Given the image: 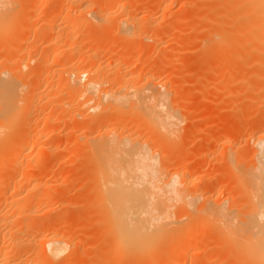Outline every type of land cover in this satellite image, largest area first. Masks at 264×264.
Masks as SVG:
<instances>
[{
  "label": "bare ground",
  "instance_id": "bare-ground-1",
  "mask_svg": "<svg viewBox=\"0 0 264 264\" xmlns=\"http://www.w3.org/2000/svg\"><path fill=\"white\" fill-rule=\"evenodd\" d=\"M188 1L180 0L184 7L187 6ZM200 2L201 5H198L199 2L197 5L203 7V11L205 10L204 16L203 14L201 16L206 32L204 31L203 42L199 41L203 44L200 47L203 58L210 59L218 68L228 71L227 75L229 72L235 74V84L244 83V88L241 89L247 90L250 94L247 101H244L247 103L243 102L246 106H243L244 108L235 106L236 109L230 119L235 126L242 120L241 117L244 118V115L253 118L250 122H248L250 118L242 120V124H246L249 128V133L245 132L244 128L242 130L245 133L240 132L239 127L242 124H239V127L237 124L235 132L232 133L230 145L233 143V146L237 142V150L233 153L235 158L229 157L236 159L237 171H235L236 164L233 169L228 160L227 166L228 164L229 166L228 169L225 168V173L228 172L230 177L228 174L224 177L234 176L233 183H229L231 179L225 178V180L224 177L223 181L218 180L219 177L213 178L215 179L213 181L212 177L205 179L200 175L199 179L196 177L198 180L193 177L194 190L189 194V187L185 186V181L184 184L180 182L181 184L175 185L169 181L170 178L166 180L168 171L173 165L167 166L170 162L165 164L168 156L166 155L165 162L164 154H168L170 145L173 147V142L178 143L179 138H182L176 135L178 130V117L174 109L177 107L176 100L172 99V106L168 98L170 92H174V90L171 91L173 89L171 75L168 77V74L164 80L156 79L159 73L162 74L161 67L156 64H147L146 61L140 64L137 61L138 64L131 63L126 67L128 63H122V56L114 53L113 50V53L106 54L104 45V35L110 31H115L114 33L118 37L120 35L124 42L128 37L135 39L143 36L141 46L145 43L153 44L161 41L166 32L164 33V29L160 27H165V25L155 24L158 21L153 20L148 11L145 12L146 8H143L144 13L141 15L134 14L131 12L132 4L123 3V0H113L110 6L107 5L106 0H94L93 3L87 0H56V4L51 6L53 8L37 10L38 8L33 7L23 26L17 19V23L22 27V29L20 26L17 28L21 30L18 32V38L20 36L21 38L17 40L25 44L31 31H34V34L40 33L41 37H34L33 34V38L35 43L39 38L40 43L44 44L42 54L39 53L38 58H35L36 53L33 52L35 44L31 47L26 46V43L25 47L20 45V48L18 43L15 48L16 50L19 46L20 55L24 53L28 55L27 61L38 62H35L34 64L38 65L32 68L35 71L32 70V73L34 71L33 84L29 94H23V89L19 85L16 86L20 81V76L14 75L15 78H13L10 76L11 69H6L8 62L15 60L11 58L15 51L13 54L10 53L11 50L8 52L7 47H3V43L2 48L6 50L5 52L3 49V52L0 51V203L4 202L12 208V210L9 208L11 212H4L1 210L3 206L0 205V240L4 243L7 239L5 244L7 245V242L10 244L6 246L0 242V264H58L59 262L61 264L62 260L67 258L64 252L67 253L68 248L72 256L74 253L72 249L76 251V247H79L77 246L79 243L74 242V236L69 234V231L60 232L57 229L58 232H56L55 230L60 224L67 222L64 211H62L63 207H61L62 213H59L58 207L55 208L59 211L58 213L49 208L44 211L45 214H42V217L39 215L37 218L38 214H36V209L33 210V205L39 202L47 204V200L50 201V199L52 201L51 193L42 194L36 192L37 189L33 191L28 189L27 193H24L29 186L39 187L37 180L41 179L44 174L38 169L39 163L50 162L55 155L54 146L58 148L60 146V139L53 140V136H50V139L48 137L47 142L45 139V143H41V139L63 127L68 130L69 136L72 135L71 141L73 147L76 148L74 150L76 154L81 151L82 144L87 145L85 146L88 150L86 152L91 161L89 158L88 160L93 165L94 171L96 170L97 179L102 183L103 195L100 196L101 198L98 197L101 203L97 202L99 212L103 210V215L99 216L100 223H103V225L100 224L103 227L100 226L102 241L100 242V254L96 258L101 262L100 264H121L125 260L126 264H134V261L135 264L137 262V264L140 262L141 264H186L187 262L199 264L202 252L198 248L202 247H200L201 241L196 239V234L201 233L202 235L203 232L206 234L207 230L213 232V238L216 239V241L213 240L215 244L219 241L228 246L226 249L227 253L230 252L229 261L234 260L230 261L232 264L239 262H241L239 264H264V114L263 112L259 116L255 114L259 112L257 111L259 106L264 107V0H200ZM16 12L12 0H0V34L6 31L7 25L13 21ZM91 13L94 14L91 15ZM116 14H120L117 25L113 22ZM36 16L39 18L37 24L34 23L37 21L36 18L32 20ZM113 23H115L114 26ZM150 29H152V34L146 33ZM13 32L10 35H13ZM8 33L6 32L5 36L9 37ZM2 36L1 39L7 38ZM16 36L12 38L16 39ZM9 39L11 38H7L8 42L11 41ZM141 46L139 48H142ZM70 51L72 53L68 54ZM62 53H67L68 58L65 57V60L62 58L61 62L59 58ZM57 59L58 61H55ZM209 66L212 67L209 64L206 65V67ZM44 69L46 73L52 75V77L49 75L52 79H56L46 80L45 84L43 83L46 90L43 91L39 90L38 85L44 82L42 77L48 74L43 76ZM35 95L48 105V109L45 112L36 113L43 121L37 132L34 129L37 134L31 135L32 133L29 134L30 122L35 118L31 105L34 104L32 98ZM255 102L259 106H255L257 109L252 115L256 117H252L249 115L252 113L251 110L254 111L252 107ZM131 117H133V123L136 124L129 123L130 130H127ZM91 118L92 122L85 123L86 125L82 128L81 122L84 123ZM179 134L182 135L181 132ZM241 140H247V145L245 146V143L243 145L245 147H239L243 144ZM238 142L242 143L238 145ZM28 148L32 151L36 148L35 157L32 156L33 153H25ZM57 151L61 150L57 149ZM244 153L248 154L250 160H256L251 161L250 163L253 162L251 167L247 165L249 168L245 169L239 167L241 162H246L242 161ZM155 154L160 155V161L155 158ZM58 155L60 156L61 153ZM19 157H22L21 161H18ZM249 157L248 161H250ZM232 161L231 159V163H234ZM85 163L83 165H86ZM182 164L176 168L178 169ZM246 164L248 163L243 165ZM89 170L88 168L86 171ZM171 172L175 171L171 170ZM185 172L181 173L184 175ZM85 181L86 179L84 183ZM224 181L227 183L225 184ZM218 182L221 185V191L218 189L220 188ZM216 186L220 191L217 193L218 199L213 200L215 197L211 198V192L210 196L198 192L204 187H212L211 190L215 187L216 190ZM8 190L11 191L5 196ZM234 191H236L235 195ZM66 193L60 192L59 195L56 193L59 203L64 201ZM224 193L227 197L225 195V198L220 199L219 197ZM104 202L107 203L105 206L109 204L111 208L109 205L108 208L107 206L104 208ZM90 203L92 204L91 201ZM177 206L183 212L179 215L181 212H178V209V215L175 216ZM99 212L96 213L99 214ZM197 223L201 225L198 224V229L194 230ZM183 225L186 227H182L181 230L180 226ZM191 233L195 237H192ZM117 253L119 255L115 256ZM71 256L69 255L70 258ZM212 256L214 255L209 257L212 258ZM76 258L77 255H75V263ZM65 261L66 264L69 260Z\"/></svg>",
  "mask_w": 264,
  "mask_h": 264
},
{
  "label": "rangeland",
  "instance_id": "rangeland-1",
  "mask_svg": "<svg viewBox=\"0 0 264 264\" xmlns=\"http://www.w3.org/2000/svg\"><path fill=\"white\" fill-rule=\"evenodd\" d=\"M12 1L14 2V7L16 8L17 12H16V15L12 19L13 21H11V23L9 25H7L6 31L4 33H1V34H3L4 37H7V36H5L6 32L8 33L11 30L14 32H13V35H10L12 33V31L10 33H8L9 37H7V38H11V39H9V40H11L9 42H8L7 38L6 39L2 38L3 39L2 40L1 39L2 35L0 34V49H1L0 51L5 52L6 47H7V51L9 52L11 50L10 53H12V54L14 53L13 51H15V54H13L11 57V58H15V60L9 61L6 69H11V71H12V74L10 75L11 77L15 78L14 75L20 76L19 83H17V84L15 83V84H16V86L19 85V87H21L24 91L23 94L26 95V94L30 93V91H31L30 88L33 84L32 83L33 82L32 77H33V73L35 70L32 68L38 64H34L37 61H34V62L33 61L32 62L27 61L28 55L26 53H24L25 55L21 54L22 55L21 56L19 54L20 52H19L18 48L20 45L25 47L26 43H27L26 46L30 45L31 47H33V44H35L33 52L36 53L35 58H38L39 53L42 54L41 50H42V46H44V44L40 43L41 41H39L38 37L39 36L41 37V35H39L40 33L34 34L35 33L34 31H31L30 34H28L29 37L26 38L27 40L24 42L25 44H23L22 41L18 42L19 38H21V36L18 38V36H19L18 32H20L21 30L20 29L18 30L17 28H19V26H20V28L22 29L21 24H22V26L24 25L23 23H25V19L31 14V10L33 7H36V9L38 8L37 10L45 9L48 7L53 8L51 6L52 5L54 6L56 4V0H12ZM87 1L89 3H93L94 0H91L92 2H90L89 0H87ZM112 1L113 0H106L107 5L110 6ZM125 2L132 4V11L131 12L134 14H137V15H141L142 13H144L145 8L148 9V10L145 9V12L148 11V14L150 13L149 15L151 16V18H153V20L156 19V21H158V23H155V24H157V25L162 24L161 26L165 25V27H160V26L159 27L162 30L164 29V33L166 32V34H164L163 35L164 38H162L161 41H157V43H153V44H146L145 43L144 46H141L140 44L143 45L142 40H141V38L143 36L142 37H136L135 39L128 37L126 42H124V40H122L120 35L118 37V35L115 34L116 33L115 31H113V32L110 31L109 33H106L104 35V40H105L104 45L106 46L105 53L109 55L108 52L113 53V51H114V53L120 54V56H122L121 59L123 60L122 63L123 64L125 62L128 63L126 65V67L129 66L131 63L132 64H138V63L140 64V62H142V61H144V62L146 61L147 64L150 63V64H156L157 66H160L162 74L159 73L156 76V79L164 80V79H166L168 74H169L168 77L171 75L170 76L171 81H172L171 83L173 84V85H171V86H173V89H171V91L174 90V92H172V93L170 92L168 98H169V100H171L170 103L172 106H173L172 101L173 100L177 101V102L175 101V104L177 103L176 104L177 107L174 108L176 111L175 113L178 117L177 118L178 119V125H177L178 130L176 132V135L178 137H179V135L182 136L183 139L179 138L180 140H178L179 141L178 143H177V141L173 142V144H172L173 147L170 145L171 148H169L170 153L168 151V154L167 153L164 154V157H163L164 159L166 158V155L168 156L167 162L165 159L166 163L165 162L164 163L167 165V163L170 162V163H168L169 165H167V166L173 165L170 167L171 169L168 171V176H167L166 180L168 181V179L170 178L169 181H171L175 185L181 184L180 182L183 183L185 181V186L187 185V187H189L188 193L191 194L192 190H194L192 185H193V181L196 177L198 179L201 176H202L201 178L204 177L205 179H208V178L210 179V177H212L211 179L213 181L215 180L213 178L219 177L218 180H222L224 175L228 174V172L225 173V171H226V169H228L229 164L227 166V163H229V161H230V166H232V168L235 166L234 164H236V166H235L236 168L235 167L234 168H235V171H237V163H235L237 161H235L236 159H234L235 156L233 155V153H235V150H237V142L233 146H232L233 143L231 145H230V143L232 141V136H233L232 133L235 132V128H236L235 126L238 124V122L234 126L235 123L233 124V122H230V119L232 117L231 114H233L235 111L234 109H236L235 106H237V107H240V106L245 107L246 106V104H244V103H247V102H244V101H247L246 99L250 96V94L247 90L241 89V88H244V86H243L244 83L241 85V83L239 84V82L237 81L238 82L237 85L235 84L236 83V80H235L236 75L235 74L229 72L227 75L228 71L226 72V70L225 71L221 70L220 68H218V66L214 65V63L211 62L210 59L207 58V60H206V58H203L204 55L202 56L201 51H200V47H201V44L203 42L202 38L205 36L204 31L206 32V30L204 29L205 24L203 25L204 21L202 20V16H204L203 13H205V10L203 11V7L201 8L198 6V5H201L200 0H198L199 3L197 2V0H189L187 2L188 4L186 7H184L182 5L180 0H123V3H125ZM197 3H198V5H197ZM170 5H171V7H170ZM188 5H191V6H188ZM167 6L169 7L168 9L166 8ZM195 8H197V9H195ZM136 9H137V11H136ZM139 9H142L141 10L142 12L139 11ZM201 10H202V12H201ZM149 11H151V12H149ZM93 14L91 13V15H93ZM35 18L37 21L34 22L35 21L34 20L32 22L37 24L39 18H37V16H36V17H33L32 20ZM113 18H114L113 22H115L117 25V23L119 21L118 19H120V14H116ZM167 20L170 22H168ZM17 21L21 24L17 23ZM198 21H200V22L198 23ZM115 23H113L112 25L114 26ZM169 26H170V28H169ZM9 27L12 29H10ZM7 30H9V31H7ZM15 32H17V33H15ZM111 33H112V35H111ZM146 33L152 34V29L147 30ZM16 34H17V36H16ZM33 34H34V37L38 36L37 37L38 41L36 38L37 43H35V39L33 38ZM114 34H115L116 38L114 37ZM166 35H168V36H166ZM14 36H16V39L12 38ZM177 36H179V37H177ZM165 37H166V39H165ZM30 38H32V40ZM33 39H34V43H33ZM6 40H7V43H6ZM200 40H202L201 44L199 43ZM2 43L4 46L2 45ZM18 43H19V46L15 50ZM125 44H126V46H125ZM133 44H134V46H133ZM2 46L5 48L3 49ZM21 46H20V48H21ZM140 46L142 48H139ZM2 49H3V51H2ZM140 49H142V50H140ZM76 50L75 51L73 50V52L78 51V50L77 51ZM71 53H72V51H70V53H68V54H71ZM18 54L20 55L19 57L17 56ZM66 54L62 53L61 57H60V55L58 56V58L60 57L59 59H61V62L63 60H65L66 58H68L67 57L68 54L67 55ZM72 55H70V56H72ZM17 58H20V59H17ZM62 58H63V60H62ZM129 58H131V59H129ZM161 59H162V61H161ZM163 59H165V60H163ZM203 60L205 61V63ZM208 60H209V63H208ZM55 61H58V59ZM137 61H138V63H137ZM160 63L164 64V65H161ZM206 63L211 65L212 67L211 68H210V66L206 67V65H207ZM201 65H202V67H201ZM32 70H34L33 73H32ZM223 71H224V74H223ZM171 72H173V73H171ZM47 73L45 70V72L43 73V76H45ZM163 73H164V75H163ZM213 74H215V75H213ZM49 75L52 77V75L49 73L45 77H42V81L44 80V82L39 83V85H38L39 90H43V91H44V89L46 90V88L43 87V85L45 84L46 80H48L49 78L52 79ZM224 75L226 76V78ZM47 76H48V78H47ZM54 79H56V78H54ZM54 79H52V80H54ZM196 79H198V80H196ZM178 83H180V84H178ZM236 87L238 90L236 89ZM171 94H174V95H171ZM21 95L22 94H20V96ZM32 100H33L32 103H34V104L31 103L33 105V106L31 105V107H32L33 115L35 118L33 117L34 119H32V121L30 122L31 125H30V129H29V134L32 133L31 135H33V134L35 135V133L39 130V128L41 126L40 124H42V121H43L42 118L41 119L38 118L36 113H41L43 111L45 112V110L47 111L48 105H46V103L43 100H41L37 95H35V97L33 96ZM179 106H180V108H178ZM255 106L258 107L259 104L256 105V102H255V105H253V107H252V108H254V111L251 110V112H252L251 115H249V114H247V115L252 116V117H256V115H252L255 113V111H256L255 109H257V107H255ZM257 111H259V112H256L255 114H257L258 116L264 114V107L260 108V106H259V110H257ZM243 117L244 118L241 117V119L243 121L245 118H250L249 120L245 119V120H248V122L253 120V118L248 117V116L246 117L245 115ZM126 118L127 117H125V119ZM131 118L132 119H130L129 121L133 120V117H131ZM125 119H123V121ZM87 120L84 123L81 122L82 128L86 125L85 123L90 124L92 122V118L87 119ZM135 120H137V119H135ZM129 121H128L129 128L127 130H130L129 123L130 124L131 123L136 124V123H133L134 120L132 122H129ZM237 121H239V119ZM241 121H239V124L243 123V121L242 122ZM126 123H127V120L125 121V124ZM245 123H247V122H245ZM239 124L237 127H239ZM243 125L245 127H242ZM232 127H234V129H231ZM82 128H81V130H82ZM242 128H244L245 132L249 133V131H248L249 128L246 126V124H242L241 127H239V130L240 129L242 130ZM34 129L36 132L34 131ZM241 130H240V132H242L244 134L245 133L244 130H242V131ZM180 132L182 133V135L179 134ZM77 133H78V131H77ZM81 133H82V131H81ZM225 133H226V135H225ZM144 134L146 135V133H144ZM184 134H185V136H184ZM47 135L45 136L46 138L43 137L41 139V143L42 142L45 143V141L47 142V140L50 139V136L51 137L53 136V140L60 139V141H61L60 146H59V148L54 146L53 150L56 149V151L54 153L55 155H53V159H51L50 162H45V164L39 163V165H38L39 171H43L44 174L46 175L45 176L42 172L43 177L41 179L37 180L38 181L37 184L39 183L38 186L40 188L34 187V185H32V186H29V188H27L24 191V193H27L28 189H29V191H33L34 189H37L38 191L36 190V192H39L42 194L43 193H47V194L51 193L52 194V197H53L52 201H51V199H50L51 202L49 200H47V204L50 203L52 205V207H51V205H49V204L47 205L46 203H43V202H41V203L39 202L38 204L33 205L34 206L33 210L36 209V212H37L36 214H38L37 218H39L38 217L39 215H40V217H42L41 215L45 214L44 211H47L49 208L52 210L54 209V211H55L56 210L55 208L58 207L57 210H59L60 212L56 210L57 211L56 213H58V212L62 213V211H64V214L66 216L65 221H67V222H65V224H60L59 228H55V230H56V232H58V230L60 232H62V231L64 232V230L69 231L70 233L69 232H67V233L72 234L74 236V238H73L74 242H78L79 244L77 246H79V247L78 248L76 247V251L74 250V248L73 249L71 248L74 252V253L72 252L73 253L72 254L73 260H71V261H70V259L72 258L71 250H70V248H68L70 251H68V249H67V251H66L67 253L64 252V254H66V256H67V258L65 260L67 261V259H68L70 261V263H68L69 261L66 262L63 259L61 264H63L64 261L66 262V264L67 263L68 264H94L95 262H97V264L98 263L100 264L101 262L97 261L96 258H98L97 256L100 254L99 253V249L101 247L100 242L102 241V233H101L102 231H100V229L103 228L101 226V225H103V223L102 224L100 223L101 218L99 216L103 215L102 214L103 210L102 209H101L102 211L100 210L101 213L98 210V209H100L98 207L99 206L98 203H101L100 200H98V197H100V196L102 197V195H103L102 191H101V187H102L101 184L102 183H101V181H99V179H97L96 170L94 171L93 165L89 162L90 157L88 156V152H86V151H88V150H86L87 147H85L87 145L83 146V144H82L81 145V151H78V153L76 154L74 152V150L76 148L73 147V142L71 141L72 135H70L71 137L69 136L68 130L65 127H63L62 129H57V131L55 130L52 134L49 133ZM187 140H188V142H187ZM241 141L243 142V144H240L242 142H240V143L238 142V145L240 144L239 147L240 146L245 147L247 145L246 144L247 140H244V141L241 140ZM175 143L177 145H174ZM244 143H245V146H243ZM231 146L233 149L234 148L235 149L233 150L231 148ZM28 149H26V151H28V152L25 151V153H33L32 156L35 157L36 151H37L36 148L33 151L30 148H28ZM57 149H59V151L63 150L62 151L63 153L61 151L58 152ZM158 149H160V148H158ZM231 149H232V151H231ZM29 151H31V152H29ZM57 152H58V154L61 153V155L59 156L58 154H56ZM230 152H232V153L230 154ZM56 155L58 157L55 158ZM83 155H84V157H82ZM155 155H156L155 158H157V160H159L160 155L159 156H158V154H155ZM246 155H247V157H245ZM246 155H245V153L242 154V157H243L242 161H246L248 164L243 165L246 162H244V163L241 162L242 166L239 165V167H242L244 169L249 168V166L247 167V165H250V167H251V164L253 163V162L250 163L251 161H253V160L256 161L255 159L250 160V157L248 156V154H246ZM85 156H87V157H85ZM229 156L234 157V158H230ZM72 157H76V158H72ZM248 157H249L250 161L247 160ZM88 158H89V160H88ZM231 159L233 160L232 162H234V163H231ZM21 160H22V157H19L18 161H21ZM162 162H163V159H162ZM84 163L86 165H83ZM182 163L183 164L185 163L184 167H182L183 166ZM180 164H182V166L178 167V169H177L176 166H178ZM186 164H187V166H186ZM72 166L74 169L72 168ZM85 166H88V167H85ZM86 168L87 169L89 168L90 170L86 171L87 170ZM173 168L175 170H173ZM182 168H184V170ZM190 169H191V171H190ZM171 170L175 171V172H171ZM176 170H178V171H176ZM180 171L181 172L186 171L184 174L186 176H184ZM220 171L222 172V175H221ZM179 172H180V174H179ZM93 173H95L96 175H94ZM186 173H188V174H186ZM195 173H196V175H195ZM86 174H88V175H86ZM174 174L177 176H175ZM228 176H229V174H228ZM84 177L86 179L85 183H84V180H85ZM90 177H91V179H90ZM186 177L187 178L189 177L188 179H190L191 181H189ZM193 177H194V179H193ZM231 177L232 178L224 177V179L225 178L226 179L228 178L229 180L231 179V181L229 183L232 184L233 183L232 181H234L233 180L234 176H231ZM229 180H227V181H229ZM227 181H224V183L226 184ZM224 183H223V186L226 187V185H224ZM95 186H97V187H95ZM218 186L219 187L221 186L220 183ZM210 188L212 189V187H210ZM210 188L204 187L203 190H200L198 192H200V193L202 192V194H207L209 196H210V194H212L211 198L215 197V198H213V200L218 199L217 193L218 192L220 193L222 188L220 187L221 188L220 189L217 186H216V190H215V187H213V190H211ZM217 188L220 191H218ZM66 189H67V191H66ZM97 189H100V190H97ZM11 190H8L9 192L7 191L5 196L9 195ZM47 190H48V192H46ZM93 191H94V194H93ZM212 191H213V193H212ZM60 192L63 194H65L67 192L66 196H65L66 198L61 203H59V201L57 200V199H59L58 195ZM198 192H196V193H198ZM235 192L236 191H234V193H233L234 195H235ZM56 193H58V195ZM96 194H99V195H96ZM215 194H216V196H213ZM225 195L227 197V194L224 193L219 198L223 199V197L225 198ZM89 196L91 198L94 197L93 200ZM237 196H238V193H237ZM88 197H89V199H88ZM54 198H56V199H54ZM56 201H58V202H56ZM90 201L92 202V204L90 203ZM199 201L201 202V199ZM1 203H0V205L3 206L2 209L0 208L1 210H3L4 212L5 211L11 212L10 209L12 210V208L10 207V205H8L4 202H1ZM74 203H76L77 205ZM105 204H107V203L104 202V204H103L104 208L106 206L108 208L109 204L106 206H105ZM61 207H63L64 210ZM109 207L111 208L110 205H109ZM178 207L179 206H177V210H175L176 207L174 208L175 216H176L177 211L179 209ZM61 209H62V211H61ZM95 209H97V210H95ZM41 210L43 213L41 212ZM93 210H94V212H93ZM186 210L187 209L185 208V211ZM96 212H99V214ZM178 212H181V213H179V215H181L183 211H181V209H179ZM53 213H55V212H53ZM77 214H80V215L77 216ZM95 217H96V219H95ZM198 224H199V226L201 225V223H197L194 227V230L198 229V227H199ZM100 226H101V228H100ZM184 226L185 225L180 226L181 227L180 229L182 230V227L183 228L186 227V226L185 227ZM72 229H73V231H72ZM75 233H76V235H75ZM212 233H213L212 231L207 230L206 234H205V232H203L202 235H201V233L196 234L197 237L199 235V237L198 238L196 237V239L201 241L200 247H202V248H198L199 250L201 249L200 251L202 252L199 264H201V263L211 264L216 258L217 259H216V261L213 262V264H222V263L223 264H227V263L232 264V262L234 260H230L232 262L229 261L230 255H228V254L230 252L227 253L228 252V250H227L228 246L226 244H223L222 242L219 243V241H217L218 245L215 244L216 242H214V241H216V239L213 238L214 236ZM191 235H192V237H195L193 235V233H191ZM191 235H190V237H191ZM210 237H212L213 239ZM2 241L3 240H0L1 243H3ZM6 241H7V239L4 240L3 244H5ZM9 245L10 244L7 242L6 246H9ZM156 249H157V247H156ZM191 252H193V251H191ZM190 253H189V255H191ZM208 253H209V256L214 255V256H212L213 259L208 256ZM217 253H218V255H217ZM226 253H227L228 257L226 256ZM64 254H62V255L64 257H66ZM69 255L71 256V258L69 257ZM75 255H77L76 263L74 262ZM117 255H119V254L117 253L115 256H117ZM189 255H188V257H189ZM206 255L208 256V259H207ZM61 256H60V258L62 259L63 256L62 257ZM232 257H233V255H232ZM226 258H227V261H225ZM188 259H187V261H189ZM137 261H139V260H137ZM140 261H143V260H140ZM71 262H73V263H71ZM122 262L123 263H121V264L127 263L126 260L122 261ZM239 263H241V262H239ZM239 263H237V264H239ZM58 264H60V262ZM112 264H114V263H112ZM134 264H135V261H134ZM139 264H141V262ZM186 264H190V263L187 262Z\"/></svg>",
  "mask_w": 264,
  "mask_h": 264
}]
</instances>
